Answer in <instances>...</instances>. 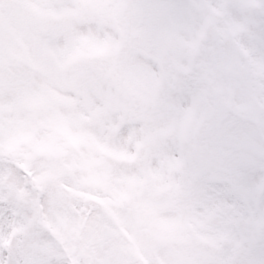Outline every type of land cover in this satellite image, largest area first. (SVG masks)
<instances>
[{"label":"snow or ice","instance_id":"1","mask_svg":"<svg viewBox=\"0 0 264 264\" xmlns=\"http://www.w3.org/2000/svg\"><path fill=\"white\" fill-rule=\"evenodd\" d=\"M146 53L148 85L131 71ZM50 92L70 96L77 118L138 105L141 138L155 135L175 163L167 218L195 231L169 238L166 257L147 252L148 264H264V0H0V148L21 128L45 136ZM9 170L33 199H0V264H73L38 222L53 195L0 151ZM198 232L227 234V253L195 247Z\"/></svg>","mask_w":264,"mask_h":264},{"label":"rangeland","instance_id":"2","mask_svg":"<svg viewBox=\"0 0 264 264\" xmlns=\"http://www.w3.org/2000/svg\"><path fill=\"white\" fill-rule=\"evenodd\" d=\"M237 49L240 57L246 54L242 44ZM150 56L146 53L131 70L145 85L153 72ZM230 70L225 63L223 71ZM64 88L70 92L75 85L68 82ZM41 103L51 109L49 131L39 137L23 128L14 130L4 153L33 177L40 193L53 195L38 222L62 244L65 238L77 242L76 250H69L73 264H100L108 251L119 252L122 264H148L147 252L156 253L169 238L195 231L191 224L167 218L180 192L173 179L176 165L155 135L141 138L135 127L142 114L138 105L108 101L89 119L73 114L75 102L68 95L50 92ZM0 193L5 201L33 199L11 170L0 174ZM197 239L210 245L230 241L227 234L206 232H198Z\"/></svg>","mask_w":264,"mask_h":264},{"label":"clouds","instance_id":"3","mask_svg":"<svg viewBox=\"0 0 264 264\" xmlns=\"http://www.w3.org/2000/svg\"><path fill=\"white\" fill-rule=\"evenodd\" d=\"M103 7L104 6L102 5H96V4H83L78 7L77 11L79 13H88V12L103 10ZM224 72L225 74H227L229 71H224ZM193 243L194 246L199 248L201 251L206 250L210 245L209 243L198 239L195 240ZM64 244L67 247V249L70 251H75L76 248L78 247L77 242L72 238H65ZM227 244L228 243H215L211 245H214L215 251L226 254L228 251ZM170 246H171L170 242L168 241L163 243L158 249L159 254L161 256L166 257L168 255ZM100 264H122L121 255L119 252L116 251H108L107 253H105V259L101 261Z\"/></svg>","mask_w":264,"mask_h":264},{"label":"trees","instance_id":"4","mask_svg":"<svg viewBox=\"0 0 264 264\" xmlns=\"http://www.w3.org/2000/svg\"><path fill=\"white\" fill-rule=\"evenodd\" d=\"M0 151H3V152H5V150H4V145L2 146V148H0ZM35 172H32L31 174H34Z\"/></svg>","mask_w":264,"mask_h":264}]
</instances>
